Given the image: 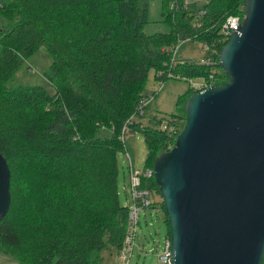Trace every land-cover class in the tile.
I'll return each mask as SVG.
<instances>
[{
  "label": "trees",
  "instance_id": "trees-1",
  "mask_svg": "<svg viewBox=\"0 0 264 264\" xmlns=\"http://www.w3.org/2000/svg\"><path fill=\"white\" fill-rule=\"evenodd\" d=\"M242 5L207 0L190 21L194 15L185 0H165L164 30L146 33L148 0H1L0 153L9 170L10 198L0 219L1 254L18 264H103L102 249L118 255L127 206L118 200L116 151L124 150L125 132L143 135V169H152L184 119L182 102L167 121L175 135L135 120L146 73L153 68L156 78L170 73L205 82L213 73L211 84L226 81L217 63L228 38L220 27L228 15H243ZM184 39L205 44L213 63L171 59V44ZM41 46L51 57L43 77L53 91L6 85ZM152 119L161 123L155 117L148 123ZM100 127L110 135L97 137ZM138 187L160 197L153 175L140 174ZM148 207L161 210L169 236L161 200Z\"/></svg>",
  "mask_w": 264,
  "mask_h": 264
},
{
  "label": "water",
  "instance_id": "water-1",
  "mask_svg": "<svg viewBox=\"0 0 264 264\" xmlns=\"http://www.w3.org/2000/svg\"><path fill=\"white\" fill-rule=\"evenodd\" d=\"M217 54L227 80L189 94L172 146L152 163L169 264H260L264 248V0ZM0 153V219L9 205Z\"/></svg>",
  "mask_w": 264,
  "mask_h": 264
},
{
  "label": "rangeland",
  "instance_id": "rangeland-1",
  "mask_svg": "<svg viewBox=\"0 0 264 264\" xmlns=\"http://www.w3.org/2000/svg\"><path fill=\"white\" fill-rule=\"evenodd\" d=\"M207 2V0H185L186 8L191 11L194 17L190 16L189 20H197L199 9ZM1 4V0H0ZM165 0H148V22L144 25V32L153 33L164 30L161 19ZM174 12V11H173ZM1 22V18H0ZM172 51L175 58L178 59H195L199 61L202 56L200 45L196 41L178 40ZM51 62V57L46 49L41 46L34 53L28 56L20 65L12 76L6 81V85H42L49 93L53 91L51 86L43 77V72L47 70ZM211 70L220 71L219 68H211ZM155 70L148 69L145 81L141 87V93L146 97L149 93L151 97L146 99L143 107V115L134 114L135 120H140L143 124L151 126H159L171 121L170 114H175L177 106L181 104L185 97L179 101V96L187 94L190 86L198 87L201 77H181L169 76L164 78H156ZM223 81V80H222ZM193 88V89H194ZM182 105V104H181ZM155 117L160 119L161 123H148V118ZM163 122V123H162ZM172 123V122H171ZM169 124V123H168ZM180 129V128H179ZM95 135L103 138L110 135V130L106 127L97 128ZM124 140V150L116 151L117 163V190L118 200L122 205L129 206L131 201L128 199V191L126 183L128 179V159L134 169L141 171L146 165L147 150L144 144L143 135L139 131H126ZM174 139V136H173ZM173 144V142H172ZM172 145H170L171 147ZM127 155V156H126ZM151 199L159 202L161 198L157 193H151ZM139 214V226L136 230V242L138 248L134 247L130 259L127 264H162L157 258V253L162 249L163 237L167 233L166 224L164 222L163 213L156 212L149 207L141 208ZM103 264H118V255L108 249L101 250ZM0 264H18L17 261L9 256L0 253Z\"/></svg>",
  "mask_w": 264,
  "mask_h": 264
},
{
  "label": "built area",
  "instance_id": "built-area-1",
  "mask_svg": "<svg viewBox=\"0 0 264 264\" xmlns=\"http://www.w3.org/2000/svg\"><path fill=\"white\" fill-rule=\"evenodd\" d=\"M171 5L172 3L170 4V7ZM241 8H243V5L241 6ZM201 12L202 11H200V13ZM242 17L243 15L240 14L228 15L221 24L220 32L224 36L228 37L232 31H235L237 29ZM199 45H200V50L202 51L201 52L202 56L200 57L201 61L204 64H212L213 62L206 55L208 49L207 46L205 44H200V43ZM170 49L173 52L175 50L173 46ZM171 59H175L174 55L172 56ZM161 72H162L161 70H158L156 74L161 75L162 74ZM170 75H171L170 73H166V77H169ZM207 77L208 80L206 82L201 78L198 87L194 88V86H191V88H194L193 90H201L209 86L211 84V81L209 80H213L215 75L213 73H209ZM150 97L151 95L148 93L145 98L142 97L138 99L135 105V111L140 116L143 115V107H144V103L146 102V99H149ZM167 124L168 123L164 122L161 125V128L163 130L166 129L167 133L169 132L171 135H175V129H173V125L172 124L167 125ZM127 159H128V182L126 185V189L128 191V199L131 201V204L127 206L126 231L118 252V261H119L118 264H127L134 247L138 248L136 242V238H137L136 230L139 226L138 212L141 208L148 207L153 201V199H151L152 192L150 190L146 188L138 187L139 175L141 174L143 176H150L152 175V169L145 168L142 169L141 171H138L132 167L131 161L128 156ZM169 257H170L169 236L165 235L163 237L162 249L159 253H157V258L159 262H161L162 264H169Z\"/></svg>",
  "mask_w": 264,
  "mask_h": 264
},
{
  "label": "clouds",
  "instance_id": "clouds-1",
  "mask_svg": "<svg viewBox=\"0 0 264 264\" xmlns=\"http://www.w3.org/2000/svg\"><path fill=\"white\" fill-rule=\"evenodd\" d=\"M210 85H212V84H210ZM190 87H191V86H190ZM192 89H193V88H192ZM194 91H198V90H194ZM194 91H193V92H194Z\"/></svg>",
  "mask_w": 264,
  "mask_h": 264
},
{
  "label": "crops",
  "instance_id": "crops-1",
  "mask_svg": "<svg viewBox=\"0 0 264 264\" xmlns=\"http://www.w3.org/2000/svg\"><path fill=\"white\" fill-rule=\"evenodd\" d=\"M152 196V195H151Z\"/></svg>",
  "mask_w": 264,
  "mask_h": 264
}]
</instances>
